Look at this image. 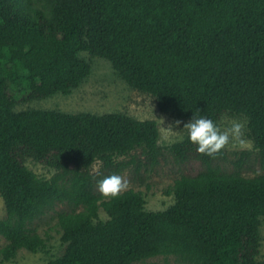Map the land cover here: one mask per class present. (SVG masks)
<instances>
[{
  "label": "trees",
  "instance_id": "1",
  "mask_svg": "<svg viewBox=\"0 0 264 264\" xmlns=\"http://www.w3.org/2000/svg\"><path fill=\"white\" fill-rule=\"evenodd\" d=\"M80 53L107 60L178 120L244 116L264 165V0H0V264L45 246L30 225L58 204L68 208L56 224L64 251L49 264H137L160 255L264 264L256 261L264 175L220 172L222 149L208 156L186 138L173 145L175 162L200 170L166 189L172 206L150 212L141 192L112 198L96 189L129 166L138 173L159 164L156 122L13 111L18 95L41 100L78 88L91 72ZM26 159L54 176L39 179Z\"/></svg>",
  "mask_w": 264,
  "mask_h": 264
},
{
  "label": "rangeland",
  "instance_id": "2",
  "mask_svg": "<svg viewBox=\"0 0 264 264\" xmlns=\"http://www.w3.org/2000/svg\"><path fill=\"white\" fill-rule=\"evenodd\" d=\"M80 57L90 64L91 72L78 88L67 95L58 93L41 100L27 101L23 99V95H18L13 111L18 113L44 110L70 115L89 113L98 116L119 113L140 121L156 122L159 130L158 145L161 149L159 164L153 168L142 167L138 173L133 166H129L120 176L128 181L125 190L132 189L142 193L146 211L157 212L168 209L175 203V197L167 195L166 189L181 176L194 175L200 170L198 162L179 164L171 155V147L182 142L175 140V135L182 132L183 124L187 122L160 112L154 97L130 87L107 60L91 57L88 53H80ZM229 119L243 123L242 139L246 143L225 146L222 149L223 157L215 161V168L224 174H235L244 178L264 175V165L261 163L259 150L248 137L247 119L244 116L224 114L219 124L223 126ZM176 121L180 123L177 124ZM125 160H130V157ZM25 166L42 180H50L55 174L53 168L39 164L33 159H26ZM96 191L100 193L98 188ZM67 209V206L58 204L30 225L37 234L46 238L43 248L36 252L21 249L14 259L3 261L1 264H49L59 258L63 254L64 245L56 225L57 215ZM5 217V206L0 197V220ZM99 217L101 220L107 219L102 210L99 212ZM259 220L260 246L256 261L264 263V218L260 217ZM5 244L6 240L0 236V248ZM137 264H182V262L175 256L160 255Z\"/></svg>",
  "mask_w": 264,
  "mask_h": 264
},
{
  "label": "clouds",
  "instance_id": "3",
  "mask_svg": "<svg viewBox=\"0 0 264 264\" xmlns=\"http://www.w3.org/2000/svg\"><path fill=\"white\" fill-rule=\"evenodd\" d=\"M177 124L180 121H176ZM244 125L235 119H229L221 126L211 118L203 115H192L191 119L183 124L182 132L175 135V140L185 138L196 146V152L212 156L225 146L244 145L242 129ZM128 187V181L122 176L112 174L98 181V190L106 197H117Z\"/></svg>",
  "mask_w": 264,
  "mask_h": 264
}]
</instances>
